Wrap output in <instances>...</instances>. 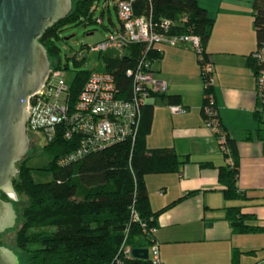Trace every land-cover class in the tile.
I'll return each instance as SVG.
<instances>
[{"label": "crops", "instance_id": "0c3cea01", "mask_svg": "<svg viewBox=\"0 0 264 264\" xmlns=\"http://www.w3.org/2000/svg\"><path fill=\"white\" fill-rule=\"evenodd\" d=\"M213 19L205 44L212 67L211 97L220 130L233 140L238 155V198L226 199L218 181L219 167L229 160L201 113L203 81L197 54L189 42L163 44L153 76L166 82L164 92L151 93L147 148H171L183 161L175 172L147 173L144 184L152 212L192 192L157 216L152 232L157 264H257L264 260V130L261 103L247 57L256 49L251 0H197ZM166 95H177L168 103ZM169 104L185 107L171 113ZM249 136V138H247ZM205 165H201L204 164ZM209 164V165H208ZM249 217L241 231L226 217L228 208ZM146 264H155L148 262Z\"/></svg>", "mask_w": 264, "mask_h": 264}, {"label": "trees", "instance_id": "16d2710c", "mask_svg": "<svg viewBox=\"0 0 264 264\" xmlns=\"http://www.w3.org/2000/svg\"><path fill=\"white\" fill-rule=\"evenodd\" d=\"M136 3L139 8L135 12H150L155 22L161 19L172 20L174 24L168 30L169 34L199 36L202 61L198 62L201 65L209 61L204 47L213 19L197 0H138ZM91 4L92 0H72L70 12L40 36L39 42L52 62L50 66L59 67V47L55 42L64 40L60 35L64 25L88 18ZM251 7L257 50L264 46V0H251ZM107 22H111L110 18ZM144 50V43H136L130 45L129 54L121 58L105 54L101 56L103 69L113 75L123 97H127L130 91V78L126 76L125 70ZM149 54L155 58L160 56V52L154 50H150ZM251 55L247 57V66L256 76L264 65L259 64ZM88 72L78 70L73 73V81L70 82L73 96L80 90ZM211 91L212 85L203 86V116V106L209 103ZM165 99L173 103L178 100V96L166 95ZM212 105L217 109L215 103ZM151 115L152 106L143 105L133 145L116 143L91 152L71 164L56 163L58 157L70 150L67 141L55 138L44 145L43 151L48 160L42 170L51 173L49 180L33 179L32 168L26 165L27 156L16 163L17 172L12 178V186L16 194L24 195L25 205L20 210L21 223L15 235V245L28 254L27 264H116V258L119 257L133 264L149 262L148 259L123 258L119 248L124 237L131 247L150 246L154 240L147 232L157 226L159 213L192 193L188 192L157 211L150 210L144 175L175 172L183 163L171 148L146 147L145 136L150 129ZM257 119L259 123H264L261 115L257 114ZM261 131L264 136L262 128L256 130L257 133ZM225 141L229 154L224 155L230 160L229 164L219 167L218 181L224 185L223 196L234 199L240 197L236 187L238 155L233 140L225 137ZM0 196L10 200L4 193ZM238 211L236 207L228 208L227 219L238 222L237 227L241 231L257 230L244 225L243 219L249 216L239 214Z\"/></svg>", "mask_w": 264, "mask_h": 264}, {"label": "built area", "instance_id": "2783aa9c", "mask_svg": "<svg viewBox=\"0 0 264 264\" xmlns=\"http://www.w3.org/2000/svg\"><path fill=\"white\" fill-rule=\"evenodd\" d=\"M138 0H114V10L118 23L107 24V34L97 42L82 43L79 50L70 55L74 62L83 60L87 53L102 54L112 58L128 55L129 46L144 43L145 50L133 64L126 68L125 74L130 78V91L127 97L119 92L113 75L101 68L88 72L78 93L71 94L70 82L63 77L65 65L49 67L48 74L42 86L29 97L26 104L27 132L37 138L41 144H49L55 138L67 141L70 150L56 159L58 165H67L79 161L85 155L105 149L113 144L126 142L133 145L139 128L141 108L151 93L164 92L166 82L153 76L152 62L155 57L150 50L161 52L163 44L175 45L179 42H189L194 48L198 60L202 61L201 40L195 34H169L168 30L174 24L172 20L161 19L153 21L151 13L142 11L136 13L134 5ZM107 8L108 4L103 7ZM96 23L103 24L102 18H96ZM259 64L264 65V46L252 52L251 55ZM203 86L212 85V67L210 61L200 65ZM255 91L261 103V119L264 122V67L255 76ZM214 100L209 97V103L203 106L204 120L219 142V148L224 154H229L225 135L220 130L217 109L213 108ZM171 113L185 112V107L179 104H169ZM230 160V158H228ZM142 225H144L142 223ZM150 228L147 235L152 234ZM148 249V261L157 264L158 247L153 242ZM132 247L124 237L119 254L126 259H135L131 255ZM116 264H133L116 258ZM264 264V260L257 263Z\"/></svg>", "mask_w": 264, "mask_h": 264}, {"label": "water", "instance_id": "95a60500", "mask_svg": "<svg viewBox=\"0 0 264 264\" xmlns=\"http://www.w3.org/2000/svg\"><path fill=\"white\" fill-rule=\"evenodd\" d=\"M71 8V0H0V195L4 193L10 200H17L12 178L17 172L16 163L26 156L30 143L25 107L42 86L50 67L39 38ZM10 200L0 196V233L15 223ZM131 255L145 260L148 249L132 247ZM0 264H19L16 254L1 244Z\"/></svg>", "mask_w": 264, "mask_h": 264}, {"label": "rangeland", "instance_id": "374dc122", "mask_svg": "<svg viewBox=\"0 0 264 264\" xmlns=\"http://www.w3.org/2000/svg\"><path fill=\"white\" fill-rule=\"evenodd\" d=\"M72 1V0H71ZM108 4V10L103 7ZM135 11L139 8L137 3L134 5ZM102 14V15H101ZM102 18L103 24L96 23V18ZM108 18L116 25L118 23L117 15L114 10V0H92L90 6V15L88 18H80L79 20L66 24L60 32L61 37L72 35L68 40H57L55 43L59 47L58 62L64 66L63 77L66 83H69L75 71L84 70L91 71L101 68V59L97 53H87L85 58L75 63L70 55L79 50L82 43L91 44L99 41L107 34ZM155 59H153L152 67ZM50 62V61H49ZM52 63V62H50ZM30 138L29 149L26 154L28 160L26 165L32 168V177L35 181H46L51 178L49 171L42 169L47 163V154L43 151V146L38 142L37 138L27 132ZM13 200V208L16 213L14 226L0 233V244L11 249L17 256L19 264H27L28 254L15 245V235L20 226V210L25 205V197L23 194H16ZM12 201V200H10ZM145 242V240H143Z\"/></svg>", "mask_w": 264, "mask_h": 264}]
</instances>
